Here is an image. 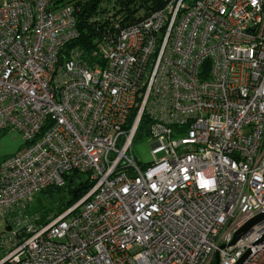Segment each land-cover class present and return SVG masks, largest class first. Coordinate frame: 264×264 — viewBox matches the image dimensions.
<instances>
[{"label":"built area","instance_id":"2783aa9c","mask_svg":"<svg viewBox=\"0 0 264 264\" xmlns=\"http://www.w3.org/2000/svg\"><path fill=\"white\" fill-rule=\"evenodd\" d=\"M80 10L0 0V133L25 143L0 162V264H264V222L232 245L264 213V0L108 11L90 54L69 48ZM74 174L76 204L31 211Z\"/></svg>","mask_w":264,"mask_h":264},{"label":"trees","instance_id":"16d2710c","mask_svg":"<svg viewBox=\"0 0 264 264\" xmlns=\"http://www.w3.org/2000/svg\"><path fill=\"white\" fill-rule=\"evenodd\" d=\"M59 2L62 4L73 3L81 7L78 13L80 35L76 41L69 45V48L79 47L90 54L96 49L97 40L115 30L110 20L105 18L108 11L112 13V16L109 17H112L121 27H127L141 22L151 13L161 9L166 0H90L88 2L83 0H59ZM147 128L148 123L144 121L139 137L143 135V131H147ZM81 181L77 174L67 177L65 188L69 189L72 195L71 200L65 204L59 203L50 210H44L40 215L44 219H47L51 214L57 216L76 204L92 188L90 183ZM53 189L62 190L64 188H52L44 192L49 193Z\"/></svg>","mask_w":264,"mask_h":264},{"label":"rangeland","instance_id":"374dc122","mask_svg":"<svg viewBox=\"0 0 264 264\" xmlns=\"http://www.w3.org/2000/svg\"><path fill=\"white\" fill-rule=\"evenodd\" d=\"M83 1L88 2L90 0ZM24 145L25 143L20 133L14 131L0 133V162L6 158L7 155H11L14 148H21L24 147ZM151 150V143L147 137H140L134 144V154L140 163H150L153 161ZM14 152L15 151H13V153ZM71 198L72 195L70 194L68 188H64L62 190L53 189L49 193L41 192L35 195L31 204V211L33 213L41 214L42 211L50 210L59 203L65 204L71 200ZM4 227V224H0V231L3 230Z\"/></svg>","mask_w":264,"mask_h":264},{"label":"water","instance_id":"95a60500","mask_svg":"<svg viewBox=\"0 0 264 264\" xmlns=\"http://www.w3.org/2000/svg\"><path fill=\"white\" fill-rule=\"evenodd\" d=\"M264 222V213L257 216L256 218L252 219L250 222H248L244 227H242L235 235L234 240L232 242V245L236 244L239 240L244 238L248 233H250L254 226ZM10 230V229H8ZM264 242V237L258 241V243ZM249 253H247L240 261L239 264H242V262L247 258ZM219 264V255L216 257V263Z\"/></svg>","mask_w":264,"mask_h":264},{"label":"crops","instance_id":"0c3cea01","mask_svg":"<svg viewBox=\"0 0 264 264\" xmlns=\"http://www.w3.org/2000/svg\"><path fill=\"white\" fill-rule=\"evenodd\" d=\"M14 132H15V131H14ZM19 149H20L19 147H18V148H14V149L12 150L11 153L13 154V151L17 152ZM15 152H14V153H15ZM9 155H10V154H9ZM7 156H8V155H7ZM7 156H6V157H7Z\"/></svg>","mask_w":264,"mask_h":264}]
</instances>
